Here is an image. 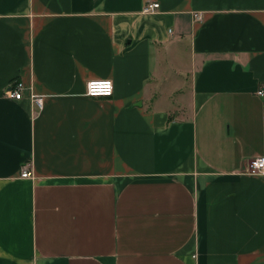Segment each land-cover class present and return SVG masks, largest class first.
<instances>
[{
    "label": "crops",
    "instance_id": "obj_1",
    "mask_svg": "<svg viewBox=\"0 0 264 264\" xmlns=\"http://www.w3.org/2000/svg\"><path fill=\"white\" fill-rule=\"evenodd\" d=\"M263 86L264 0H0V264H264Z\"/></svg>",
    "mask_w": 264,
    "mask_h": 264
},
{
    "label": "built area",
    "instance_id": "obj_2",
    "mask_svg": "<svg viewBox=\"0 0 264 264\" xmlns=\"http://www.w3.org/2000/svg\"><path fill=\"white\" fill-rule=\"evenodd\" d=\"M159 4L157 2H148L144 5L143 12H153L158 8ZM23 84L19 80H14L5 89V93L10 98L20 99L22 97ZM113 92V82L111 79H90L86 82L85 93L88 96L93 97H109ZM257 94L264 95V86L257 91ZM32 101L38 108H41L43 99L39 96H32ZM247 172L253 175H264V156H256L252 158L247 165ZM21 177L29 178L31 173L24 164L21 167Z\"/></svg>",
    "mask_w": 264,
    "mask_h": 264
}]
</instances>
